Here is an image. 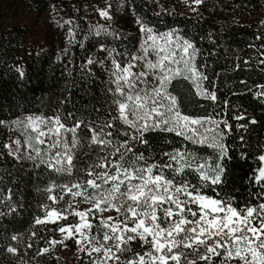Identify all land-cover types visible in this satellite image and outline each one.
Listing matches in <instances>:
<instances>
[{"label": "snow or ice", "instance_id": "1", "mask_svg": "<svg viewBox=\"0 0 264 264\" xmlns=\"http://www.w3.org/2000/svg\"><path fill=\"white\" fill-rule=\"evenodd\" d=\"M192 2L200 5L203 0ZM111 7L99 10L100 18L112 20ZM136 23L143 43L133 53L117 52L123 60L112 58L107 69L106 115L74 111L65 115L58 110L53 116L30 114L12 122L24 139L5 143L7 154L54 175L42 190L47 202L41 204L44 215L35 218L34 226L58 225L55 232L60 239L47 243L67 247L65 242L74 239L78 251L89 257L86 264H264V154L258 156L261 166L251 177L258 185L251 194L255 203L236 205L234 198L220 195L218 188L227 175L224 161L230 158L223 141L230 126L227 120L185 114L170 90L175 80L182 79L192 85L195 98L217 100L205 86L209 77L195 63L199 49L175 28L159 32L139 18ZM101 31L108 34L107 28L97 27L96 35ZM112 35L121 39L115 30ZM68 36L71 40V31ZM255 40H264V35L258 32ZM248 47L260 52L258 63L264 65V43ZM101 51L108 50L101 46ZM94 62L89 58L85 67ZM17 71L24 76L22 69ZM93 111L98 114L101 109ZM150 132L172 133L192 145L218 150L219 159L193 167L194 153L182 146L163 152L167 161L151 162L134 150L136 144H148ZM140 162L143 166H137ZM185 169L197 173V183L175 179ZM209 186L215 196L203 191ZM78 203L89 207L80 210ZM112 211L116 216H97ZM70 217L76 219L59 223ZM11 240L17 241V235ZM6 251L16 255L18 250L8 246ZM49 252L45 247L37 255Z\"/></svg>", "mask_w": 264, "mask_h": 264}, {"label": "trees", "instance_id": "2", "mask_svg": "<svg viewBox=\"0 0 264 264\" xmlns=\"http://www.w3.org/2000/svg\"><path fill=\"white\" fill-rule=\"evenodd\" d=\"M108 4L110 21L98 14ZM137 18L159 32L175 28L199 49L195 63L209 77L205 86L217 100L195 98L192 85L182 79L175 80L170 90L185 114L227 120L230 131L223 142L230 158L224 161L227 175L218 191L224 198H234L236 205L255 203L251 194L258 185L251 177L261 166L258 156L264 154V96L258 95L264 92V65L258 63L260 52L248 45L264 43L255 40L258 32L264 35V0H203L200 5L192 0H0V121H4L0 124V212L4 213L0 215V264H59L49 253L37 255L48 240L58 239V225L34 226L35 218L44 215L41 204L47 202L42 190L54 175L7 154L5 143L24 139L12 122L30 114L53 116L58 110L65 115L70 111L106 115L107 69L112 58L123 60L117 52L133 53L138 47L142 34ZM97 27L107 28L108 34L96 35ZM114 30L121 39L113 38ZM101 46L108 51H101ZM89 58L95 62L85 67ZM94 108L101 112L95 113ZM239 115L245 119H235ZM146 139L147 145L136 144L134 150L145 153L151 162L167 161L162 153L182 146L194 153L193 167L219 159L218 150L192 145L172 133L150 132ZM80 155L87 159L83 151ZM165 172L173 176L170 170ZM175 179L195 184L198 175L185 169ZM203 191L217 194L211 186ZM12 235L18 240L12 241ZM8 246L16 247L17 254L8 253Z\"/></svg>", "mask_w": 264, "mask_h": 264}, {"label": "rangeland", "instance_id": "3", "mask_svg": "<svg viewBox=\"0 0 264 264\" xmlns=\"http://www.w3.org/2000/svg\"><path fill=\"white\" fill-rule=\"evenodd\" d=\"M142 43H143V36H141V40L138 44V47ZM77 207L78 209L83 210L89 207V205L77 204ZM99 215H103L105 217L108 215L115 216L116 213L112 211V212H105L102 214L98 213L97 216ZM75 219H76L75 217H70L69 220H67V223H70L71 221ZM93 231H95V229H93ZM58 239H60V235ZM65 244L67 245V247H65L64 245L57 244L54 248L50 244H48L46 247L50 248L49 255L52 256L55 260H57L59 264H86V262L89 260V257L86 256L84 253L78 251L77 245L74 239L67 240Z\"/></svg>", "mask_w": 264, "mask_h": 264}]
</instances>
